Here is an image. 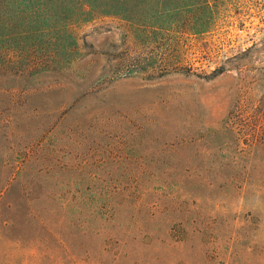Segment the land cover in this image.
I'll use <instances>...</instances> for the list:
<instances>
[{"label":"rangeland","instance_id":"obj_1","mask_svg":"<svg viewBox=\"0 0 264 264\" xmlns=\"http://www.w3.org/2000/svg\"><path fill=\"white\" fill-rule=\"evenodd\" d=\"M130 32L78 26L57 72L0 53V264H264V0L176 51Z\"/></svg>","mask_w":264,"mask_h":264},{"label":"trees","instance_id":"obj_2","mask_svg":"<svg viewBox=\"0 0 264 264\" xmlns=\"http://www.w3.org/2000/svg\"><path fill=\"white\" fill-rule=\"evenodd\" d=\"M230 0H0V53L14 54L19 70L57 72L78 54L75 29L101 18H116L130 29L140 43L170 40L169 50L179 49L184 37L201 36L216 23L219 9ZM131 55V54H130ZM126 55L149 76L166 66L170 57L156 53L142 61ZM155 63V64H153ZM136 66V65H135Z\"/></svg>","mask_w":264,"mask_h":264}]
</instances>
